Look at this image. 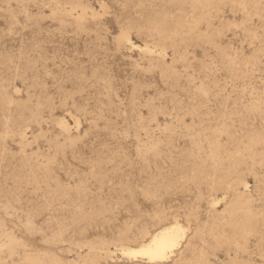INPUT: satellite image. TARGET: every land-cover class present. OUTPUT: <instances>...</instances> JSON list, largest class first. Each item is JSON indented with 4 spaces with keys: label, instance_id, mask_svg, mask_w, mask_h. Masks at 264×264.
<instances>
[{
    "label": "rangeland",
    "instance_id": "374dc122",
    "mask_svg": "<svg viewBox=\"0 0 264 264\" xmlns=\"http://www.w3.org/2000/svg\"><path fill=\"white\" fill-rule=\"evenodd\" d=\"M0 264H264V0H0Z\"/></svg>",
    "mask_w": 264,
    "mask_h": 264
},
{
    "label": "bare ground",
    "instance_id": "6f19581e",
    "mask_svg": "<svg viewBox=\"0 0 264 264\" xmlns=\"http://www.w3.org/2000/svg\"><path fill=\"white\" fill-rule=\"evenodd\" d=\"M184 233V228L174 222L153 232L145 242L136 247H125L121 251L134 259L140 256L148 262L162 261L173 254Z\"/></svg>",
    "mask_w": 264,
    "mask_h": 264
}]
</instances>
